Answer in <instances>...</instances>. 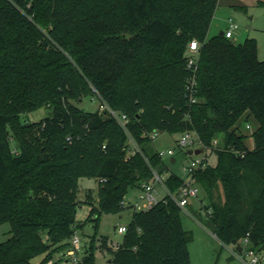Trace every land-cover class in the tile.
<instances>
[{"label": "trees", "instance_id": "16d2710c", "mask_svg": "<svg viewBox=\"0 0 264 264\" xmlns=\"http://www.w3.org/2000/svg\"><path fill=\"white\" fill-rule=\"evenodd\" d=\"M217 5L0 0V224L10 225L0 264H32L40 254L48 264L55 252L66 262L80 227L79 181L97 182L96 205L84 220L97 230L101 215L123 212L129 190L148 182L152 169L166 171L153 132H193L211 150L215 165L192 177L208 201H200L205 227L225 246L247 239L246 248L264 251V62L254 39L236 45L220 33L208 36ZM193 41L199 48L191 70ZM86 97L125 115V129L106 109L75 105ZM43 107L51 110L47 118L22 121ZM242 119L256 124L252 148ZM129 137L140 150L134 155ZM181 183L171 172L165 186L174 194ZM180 212L169 197L133 211L121 243L107 249L109 264H190ZM95 238L77 264H96ZM106 242L99 239L102 248Z\"/></svg>", "mask_w": 264, "mask_h": 264}, {"label": "rangeland", "instance_id": "374dc122", "mask_svg": "<svg viewBox=\"0 0 264 264\" xmlns=\"http://www.w3.org/2000/svg\"><path fill=\"white\" fill-rule=\"evenodd\" d=\"M261 3V4H260ZM228 20H232L238 27V30L233 33L230 40L234 44H242L246 39H254L257 44L258 60L264 62V0H218V5L214 13L212 22L210 24L208 36L211 38L218 35L220 32H225L228 28ZM75 105L86 111L95 112L102 111L98 98H84L81 102ZM51 113L49 108H39L36 111L29 113L22 117L25 123H38L47 118ZM240 132L246 136L245 144L248 148L253 147L251 134L256 128L253 121L248 123L245 120H240ZM249 125L250 129L246 126ZM180 135H168L167 133H158L155 140L152 142V149L154 151H167L171 149L174 151L176 162L170 164V158L165 157L164 163L167 165L169 172L174 173L178 177L184 178L182 168L188 164L190 157L184 155L177 148L176 142ZM219 139V138H218ZM10 146L13 150L17 148V143L11 139ZM128 148H132L128 145ZM193 150L198 149L197 143L192 147ZM216 163L215 156L209 157V164L214 166ZM139 194V189L132 188L129 190L125 201H132ZM77 199L79 207L77 209V223L80 227L76 231V236L79 239V251L77 258L81 259L86 250H89L90 240L96 233L94 240L93 254L96 264H109L110 251L113 245H119L122 241L123 235L117 233L119 227H125L132 216V209L125 207L123 212L119 215L103 214L100 217L98 228L95 230L92 223H84L88 216L90 207L88 205H96L97 201V182L92 178H83L79 181V188ZM203 204H208L202 190L199 187V194L197 198L190 200V205L186 208V212H180V219L183 229L191 236L188 244L190 264H246L248 259L244 256L246 247L242 244V258L236 248L232 246H225L220 243L212 233L205 227L203 223V211L200 208V201ZM199 214L202 216L200 217ZM202 220V221H201ZM10 225L8 223L0 224V242H4L9 238ZM106 239V247L99 243V239ZM109 249V250H107ZM45 254H40L34 257L32 264H40L45 258ZM60 253H53L51 263L53 264H71L70 262L59 261Z\"/></svg>", "mask_w": 264, "mask_h": 264}, {"label": "built area", "instance_id": "2783aa9c", "mask_svg": "<svg viewBox=\"0 0 264 264\" xmlns=\"http://www.w3.org/2000/svg\"><path fill=\"white\" fill-rule=\"evenodd\" d=\"M238 30L237 25L232 21L228 20V28L223 33V36L231 40L233 37V33ZM198 44L196 41L189 43V52L191 53V56L186 60V65L188 69H194L197 61L196 53L198 51ZM193 82H191L187 90L190 92V101L194 102L193 99ZM103 109H106L110 116L116 120V122L120 125L122 129H125L127 118L125 115H120L116 113L115 111L105 107L101 106ZM247 129H250L249 125L246 126ZM157 132H153L149 134V138L153 141L157 137ZM197 143L198 149L201 153L198 155H187L188 150H193L192 147ZM128 145H131L132 148H128V153L130 155H134L138 152H140L137 145L134 143V141L129 137L128 139ZM177 148L183 152L184 155L190 157V160L188 161V164L182 168V172L184 174V178L180 179L182 180V183L178 189V191L174 194L170 193L168 189L165 186V182L167 178L169 177L170 173L167 165L166 171L164 173H159L155 170H151L152 177L148 182L142 183L139 188V194L134 198L132 201H125L123 199L121 205L125 209V207L132 209L134 212H147L150 211L158 202L162 201L165 197H169L176 206L181 210L186 212V208L190 205V200L193 198H197L199 194V187L193 180V174L199 170L200 168H204L205 166L209 165V157H210V149L203 146L197 136L193 132H185L180 134L179 140L176 142ZM217 141L213 142V145L216 146ZM186 153V154H185ZM156 154L159 158L164 159L165 157L170 158V164H174L176 162L174 151L171 149H168L167 151H156ZM171 159H173V162H171ZM102 182V181H101ZM187 213V212H186ZM188 214V213H187ZM117 233L120 235H124L126 233V226L125 227H119L117 229ZM70 249L65 253V259L66 262H70L71 264H77L79 262V258H77V254L79 251V239L76 236V233L72 236L70 240ZM248 244L247 239L243 241V245L246 246ZM113 248H117L118 245L110 244ZM244 256L248 259L246 264H264V251L261 252H254L248 248L245 249ZM239 253L240 258H242L241 254ZM243 259V258H242ZM244 260V259H243ZM48 264H51L49 262Z\"/></svg>", "mask_w": 264, "mask_h": 264}, {"label": "water", "instance_id": "95a60500", "mask_svg": "<svg viewBox=\"0 0 264 264\" xmlns=\"http://www.w3.org/2000/svg\"><path fill=\"white\" fill-rule=\"evenodd\" d=\"M223 35V33L222 32H220V36H222ZM201 153V151L200 150H188L187 151V155L188 156H191V155H198V154H200ZM171 162H173V159H171ZM236 250H237V252H239V253H241V251H242V249L240 248V247H237L236 248Z\"/></svg>", "mask_w": 264, "mask_h": 264}, {"label": "crops", "instance_id": "0c3cea01", "mask_svg": "<svg viewBox=\"0 0 264 264\" xmlns=\"http://www.w3.org/2000/svg\"><path fill=\"white\" fill-rule=\"evenodd\" d=\"M108 263H109V261H108Z\"/></svg>", "mask_w": 264, "mask_h": 264}]
</instances>
